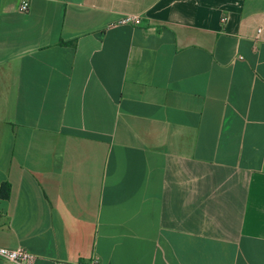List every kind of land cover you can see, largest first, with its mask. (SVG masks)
Instances as JSON below:
<instances>
[{"label":"crops","instance_id":"1","mask_svg":"<svg viewBox=\"0 0 264 264\" xmlns=\"http://www.w3.org/2000/svg\"><path fill=\"white\" fill-rule=\"evenodd\" d=\"M21 1L0 0V246L264 264V0Z\"/></svg>","mask_w":264,"mask_h":264},{"label":"built area","instance_id":"2","mask_svg":"<svg viewBox=\"0 0 264 264\" xmlns=\"http://www.w3.org/2000/svg\"><path fill=\"white\" fill-rule=\"evenodd\" d=\"M19 10L21 12H27L28 2L25 0H22L19 5ZM120 22L137 24L139 22V18L135 16H128V17L121 19ZM0 259L13 263V264H34L36 257L31 251L27 250L23 246H17L15 248H7V247L0 246Z\"/></svg>","mask_w":264,"mask_h":264},{"label":"trees","instance_id":"3","mask_svg":"<svg viewBox=\"0 0 264 264\" xmlns=\"http://www.w3.org/2000/svg\"><path fill=\"white\" fill-rule=\"evenodd\" d=\"M10 195V185L8 183H2L0 186V198L7 199Z\"/></svg>","mask_w":264,"mask_h":264}]
</instances>
